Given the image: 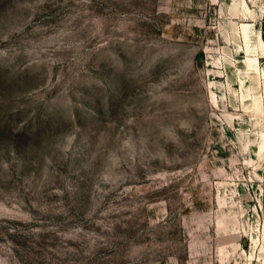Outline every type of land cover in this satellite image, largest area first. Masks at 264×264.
Here are the masks:
<instances>
[{"label": "rangeland", "instance_id": "374dc122", "mask_svg": "<svg viewBox=\"0 0 264 264\" xmlns=\"http://www.w3.org/2000/svg\"><path fill=\"white\" fill-rule=\"evenodd\" d=\"M0 264H264V0H0Z\"/></svg>", "mask_w": 264, "mask_h": 264}]
</instances>
